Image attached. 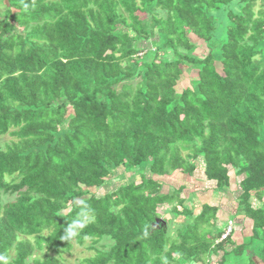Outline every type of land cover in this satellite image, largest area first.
Here are the masks:
<instances>
[{
  "label": "trees",
  "instance_id": "trees-1",
  "mask_svg": "<svg viewBox=\"0 0 264 264\" xmlns=\"http://www.w3.org/2000/svg\"><path fill=\"white\" fill-rule=\"evenodd\" d=\"M8 3L0 138L14 140L0 147V253L65 264L89 241L94 254L77 264H264V0ZM116 172L132 176L98 196ZM177 174L217 195L235 184L230 223H250V241H221L230 220L186 207L184 188L167 184ZM84 204L88 224L62 240Z\"/></svg>",
  "mask_w": 264,
  "mask_h": 264
},
{
  "label": "rangeland",
  "instance_id": "rangeland-1",
  "mask_svg": "<svg viewBox=\"0 0 264 264\" xmlns=\"http://www.w3.org/2000/svg\"><path fill=\"white\" fill-rule=\"evenodd\" d=\"M260 3L261 2H259L258 4H260ZM6 7H9L8 0H0V12L1 13L4 12V9ZM194 43H196V45L198 46V49H197L196 53L199 56H201V57L205 56L206 55V53H205L206 51H205L204 44L201 41H199V40H195ZM139 48L148 49V48H151V46H150L149 43H147V44H141L139 46ZM180 86H182V87L190 86V81H183L182 85H180ZM179 89L180 88H178V91H179ZM13 140L14 139L12 137H10V136H4V137L0 138V147L3 148L5 145L10 144ZM141 170H142V168L137 169V171H141ZM131 176H132L131 174L127 175V174H122V173H117L116 172V174L114 176H112V177H110L108 179L107 183L99 190V192H97V195L98 196H103V195H105L107 193L113 192V190H115L117 188V186H119L123 180L130 179ZM176 177H178V178L171 177L169 180H167V183L168 184H172V185H179V186L180 185L182 186V185L185 184V182H184V180L186 179L185 176L177 174ZM232 183H234L233 179H232ZM192 184L193 183H191V185ZM199 184L200 183H198V185ZM195 185H196V183L194 181V184L192 185V187H194L193 190L196 189ZM233 189H235L234 185H233ZM233 189L230 188L229 190L231 191ZM232 193L233 192L231 191V194ZM224 194H226V193H224ZM187 195H188V191L185 193L184 197H187ZM207 195H209V194H207ZM232 197L233 196L230 195V197L227 196L226 198H224V199H226L228 201V203L231 204V207H233V203H234L233 202L234 200H232L233 199ZM254 206H256V204ZM162 211L165 213L164 218H167L168 220L169 219L171 220V218H172V216L170 215L171 207L170 206L163 207L161 209V212ZM160 223H161V221H159V224ZM168 224H170L168 226V228H169L168 232L172 233L174 236L178 235L177 234L178 228H179V226H177L178 222L176 223V226H174V224L171 223V222L170 223L168 222ZM240 226L243 227L242 231H241V227ZM232 229H233V231H232L231 234H233V232L235 231V233L237 232V233L243 234L245 232V235H249L251 233V224L250 223L247 224V228L245 229V227L243 225H241V223H237V225L235 223H232ZM226 231H228V228H226L225 232H223V235H222L221 239H223V237L226 235V233H228ZM229 235H230V233H228V237H229ZM246 240L250 241V238L246 239ZM102 244L106 245L107 248L108 247L110 248V247H112L114 245V242H112L110 239H105L104 242L101 243V245ZM101 245L98 246V247L101 248L102 247ZM89 246H91L89 241L84 246H78V245L75 244L74 245V250L72 251L71 255L65 257V259H66V263L65 264H77L79 260L87 258V257H90L91 255H93L94 253L91 252V251H88V249H87ZM213 264H216V262L214 261Z\"/></svg>",
  "mask_w": 264,
  "mask_h": 264
},
{
  "label": "crops",
  "instance_id": "crops-1",
  "mask_svg": "<svg viewBox=\"0 0 264 264\" xmlns=\"http://www.w3.org/2000/svg\"><path fill=\"white\" fill-rule=\"evenodd\" d=\"M174 178H178V177L174 176ZM194 181L196 183V185H195L196 189L195 190H193L194 187H192V185L194 184ZM184 182H185V184L182 186L181 185L180 186L179 185H172V184H168V183L167 184H168L169 188L170 187L175 188V189L184 188L183 194L181 196H182V199H185V201H186V204H185L186 207H188L189 209L195 210V214L198 215L201 212L203 205L211 204V205H214L220 209L219 214H218V216L220 218L219 224L222 222L227 223V221H229V220L230 221L228 222V224L230 222H232V219H230V215L231 216L235 215L237 205L233 204V207H231V204L228 203V201L224 198H226L227 196L230 197V195H231V196H233L232 200H234V197H236V195H235V193L231 194V191L236 192V190L238 189V187L235 184H234L235 189H233V186L231 184L230 188L233 190H231V191L228 190L226 192V194L220 193L219 195H217L212 190L211 184L207 183L206 180L204 178H202L201 176H197L194 179L193 178L189 179L186 177ZM191 183H193V184L191 185ZM198 183H200V184L198 185ZM187 191H188V195H187V197H184L185 193ZM207 194H209V195H207ZM180 221H182V219L178 220V222H180ZM223 223L221 226H224ZM233 223H235L236 225H237V223H241V225H243L245 227V229L247 228V223L243 222L242 220L233 221ZM240 227H241V231H242L243 227L242 226H240ZM217 228L220 229L219 227H217ZM218 229H216L214 231V234H217L219 232ZM250 236H251V233L249 235H245V232L243 234L234 232L233 241L235 244H237V246H240L244 242V239H247ZM214 261L217 263L219 261V259L216 258Z\"/></svg>",
  "mask_w": 264,
  "mask_h": 264
},
{
  "label": "clouds",
  "instance_id": "clouds-1",
  "mask_svg": "<svg viewBox=\"0 0 264 264\" xmlns=\"http://www.w3.org/2000/svg\"><path fill=\"white\" fill-rule=\"evenodd\" d=\"M27 7V5H25ZM91 216V208L87 204H84L76 216L71 220L70 223L64 227L60 238L64 241H72L80 235L82 229L86 227ZM86 238V237H85ZM11 255L8 253H0V264H11Z\"/></svg>",
  "mask_w": 264,
  "mask_h": 264
},
{
  "label": "built area",
  "instance_id": "built-area-1",
  "mask_svg": "<svg viewBox=\"0 0 264 264\" xmlns=\"http://www.w3.org/2000/svg\"><path fill=\"white\" fill-rule=\"evenodd\" d=\"M232 231H233V229H232V224L229 223L228 231H226V232L230 233V235H231ZM228 233H226V235L223 237V239H221V241H222V240H225V239L228 237Z\"/></svg>",
  "mask_w": 264,
  "mask_h": 264
}]
</instances>
